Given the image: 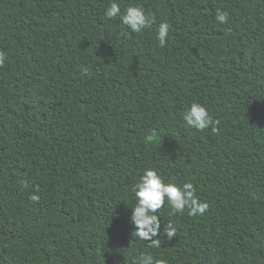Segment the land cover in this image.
Listing matches in <instances>:
<instances>
[{"label":"trees","instance_id":"16d2710c","mask_svg":"<svg viewBox=\"0 0 264 264\" xmlns=\"http://www.w3.org/2000/svg\"><path fill=\"white\" fill-rule=\"evenodd\" d=\"M110 2L0 0V264H264V0H117L154 17L130 35ZM194 101L218 133L184 127ZM146 167L210 205L162 208L159 249L130 223Z\"/></svg>","mask_w":264,"mask_h":264},{"label":"clouds","instance_id":"9594fccd","mask_svg":"<svg viewBox=\"0 0 264 264\" xmlns=\"http://www.w3.org/2000/svg\"><path fill=\"white\" fill-rule=\"evenodd\" d=\"M104 18L112 21L119 18L120 22L129 30L127 34L140 33L146 28H151L154 17L146 13L143 6L129 5L124 11L117 0L111 2L104 9ZM230 13L227 10L216 9L214 20L220 25L229 22ZM170 25L161 22L157 26L155 39L160 48L166 47L168 43ZM8 55L0 50V68L5 67ZM82 74L87 75L88 69H82ZM186 129L202 132L211 129L218 133L219 121L213 119L208 108L199 102H192L181 114ZM23 187L27 188V180L22 181ZM134 205L131 208L130 223L135 228V236L139 241L146 243L148 248L159 249L161 237L171 240L176 236L177 229L168 222L161 230L162 219L158 215L160 210L167 206L170 215H183L185 212L190 218L203 216L209 210V203L201 200L197 195V188L191 181L177 184L173 180L165 181L159 172L150 167L143 169L142 174L131 187ZM29 199L38 202L40 197L36 192L29 195ZM134 264H165L163 259H156L151 254L141 253Z\"/></svg>","mask_w":264,"mask_h":264}]
</instances>
